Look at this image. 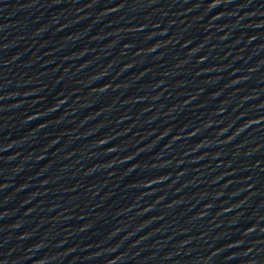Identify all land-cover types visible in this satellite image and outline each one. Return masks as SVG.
Returning <instances> with one entry per match:
<instances>
[{"label": "water", "instance_id": "obj_1", "mask_svg": "<svg viewBox=\"0 0 264 264\" xmlns=\"http://www.w3.org/2000/svg\"><path fill=\"white\" fill-rule=\"evenodd\" d=\"M0 264H264V0H0Z\"/></svg>", "mask_w": 264, "mask_h": 264}]
</instances>
